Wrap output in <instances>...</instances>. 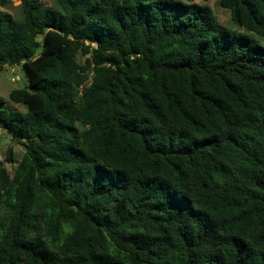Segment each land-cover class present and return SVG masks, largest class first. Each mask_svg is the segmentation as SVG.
I'll use <instances>...</instances> for the list:
<instances>
[{
  "label": "trees",
  "instance_id": "16d2710c",
  "mask_svg": "<svg viewBox=\"0 0 264 264\" xmlns=\"http://www.w3.org/2000/svg\"><path fill=\"white\" fill-rule=\"evenodd\" d=\"M19 1L0 264H264V0Z\"/></svg>",
  "mask_w": 264,
  "mask_h": 264
},
{
  "label": "rangeland",
  "instance_id": "374dc122",
  "mask_svg": "<svg viewBox=\"0 0 264 264\" xmlns=\"http://www.w3.org/2000/svg\"><path fill=\"white\" fill-rule=\"evenodd\" d=\"M45 5H49L52 3V0H42ZM19 0H14L15 4H18ZM214 10L216 11L219 21L227 26H234L231 18H230V12L221 7L218 0H209L208 1ZM39 39H42V36H39ZM24 75V68L22 64H16V65H6L0 68V95L6 97L9 99L10 91L16 87L22 86L25 84V80L21 77ZM15 79V80H14ZM9 102L11 105H15L18 108H21L24 110V106L22 104L14 103L12 101ZM12 142L10 135L0 126V150L1 154L4 155V151L8 145H10ZM13 148L15 152V157L17 159L20 158V156L23 153L24 147L19 143H13ZM4 158V156H3ZM2 158V159H3ZM8 167L11 168L12 165L8 164Z\"/></svg>",
  "mask_w": 264,
  "mask_h": 264
},
{
  "label": "built area",
  "instance_id": "2783aa9c",
  "mask_svg": "<svg viewBox=\"0 0 264 264\" xmlns=\"http://www.w3.org/2000/svg\"><path fill=\"white\" fill-rule=\"evenodd\" d=\"M15 80V79H14ZM2 158L1 150H0V159Z\"/></svg>",
  "mask_w": 264,
  "mask_h": 264
}]
</instances>
